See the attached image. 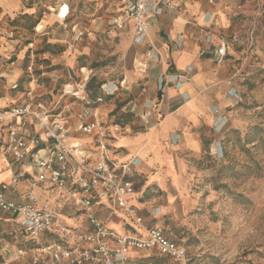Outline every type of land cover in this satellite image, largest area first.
<instances>
[{
	"label": "crops",
	"instance_id": "obj_1",
	"mask_svg": "<svg viewBox=\"0 0 264 264\" xmlns=\"http://www.w3.org/2000/svg\"><path fill=\"white\" fill-rule=\"evenodd\" d=\"M171 1L173 6L165 13L149 19L148 38L141 44L142 48L152 47L158 55L155 59L145 53L134 57V63L141 61L138 68L145 75L142 76L146 90L145 113L133 124L115 126L103 137L98 136L97 131L92 136V133L76 131L81 134L72 135V140L87 151L89 160H95L101 156L97 145V139L100 138L105 144L103 153L116 167L128 165L135 186V193L129 197L128 204L135 207L136 212L143 217V227L158 225L180 231L194 212V185L212 166L223 165L222 159L215 155V142L222 140L230 127L227 107L234 100V88L231 87L234 64L231 58L224 59L232 55L230 39L219 34L228 36L237 30V24L231 20L239 0H225L213 6L199 0ZM62 3L69 6L67 0ZM50 9L54 7L48 0H0V20H13L21 14L22 18L25 16L28 20L26 25H21L31 28L33 32L31 39L26 40L22 48V37H14L15 31L9 24L2 25L0 110H9L30 102L33 109L39 105L45 110H53L51 115L56 118H67L69 125L74 120L78 124L80 111L76 116L65 115L69 111L66 107L69 104L64 105L62 98L44 103L32 98L40 87V75L45 72H35L34 75L29 73L25 69L28 65H24L25 57L34 56L31 51L32 40L38 38V28L41 25L47 27L54 19L52 13H47ZM115 30L130 37L131 24ZM222 44L226 52L220 60L212 54L201 53L206 48L215 49ZM176 74L183 76V82L178 87L169 83L170 78ZM160 77H163L164 82L161 83L162 89L159 88ZM120 83L123 85L125 78ZM67 88L68 85H65L62 97L70 93L77 99L85 98L84 94L80 97L77 95L84 93L83 86L79 90L72 87L68 91ZM82 107L84 105L80 110ZM90 109L92 113L85 121H97L95 109ZM220 113H225L228 121L222 131H217L214 123ZM14 120H0L1 127L5 129V132H0V183H10L16 170V166L11 164V157L6 153L8 127ZM33 128L37 129L36 124ZM41 136L44 138L43 134ZM5 194L12 202L28 194L33 195L39 203L48 202L55 212L58 199L63 204L57 213L67 226L74 227L78 232H82L80 229L91 228L83 214L77 215L80 211L69 206L65 195L49 183L47 173L40 174L33 166H25L24 176L16 184H11ZM102 203V206L94 208V212L106 228L122 235L144 234V229L134 224L123 210L112 206L105 199ZM12 218L18 223L21 233L25 234L19 219ZM27 238L33 244L31 247L36 246L35 241ZM51 238L58 239L57 236ZM64 241L67 245L73 242L71 238ZM12 252L8 246L2 245L0 261L4 258L13 259L11 256L15 255V250ZM27 259L14 260L11 264H26Z\"/></svg>",
	"mask_w": 264,
	"mask_h": 264
},
{
	"label": "rangeland",
	"instance_id": "obj_2",
	"mask_svg": "<svg viewBox=\"0 0 264 264\" xmlns=\"http://www.w3.org/2000/svg\"><path fill=\"white\" fill-rule=\"evenodd\" d=\"M48 1L55 10L47 13L54 19L38 28V38L32 40L34 56L29 53L24 62L32 75L45 72L39 74L34 101L62 98L64 105L69 104L65 115L76 116L83 105L94 108L102 127L100 137L115 126L139 120L146 109L145 75L138 68L141 61L134 63V57L146 54L148 47L133 44L128 34L113 28L114 1L67 0L70 8L64 22L56 16L63 0ZM199 1L213 6L225 0ZM11 20H0V30L9 24L13 36L22 37L23 48L33 36L31 28L21 25H26L27 17L18 14ZM231 21L237 30L228 36L219 34L230 39L232 55L224 59L231 58L234 64V100L227 107L230 127L220 140L223 165L212 166L199 178L191 218L180 231L172 228L184 246L185 264H264V0H239ZM65 85L68 91L83 86L84 93L78 97L84 94L85 98L70 93L62 97ZM76 123L69 125L73 136L81 134L75 131ZM0 132H5L1 123ZM62 204L57 199V212ZM2 245L14 253L17 247L29 249L33 244L12 216L0 212V254ZM134 253L130 264H180L155 251Z\"/></svg>",
	"mask_w": 264,
	"mask_h": 264
},
{
	"label": "built area",
	"instance_id": "obj_3",
	"mask_svg": "<svg viewBox=\"0 0 264 264\" xmlns=\"http://www.w3.org/2000/svg\"><path fill=\"white\" fill-rule=\"evenodd\" d=\"M113 1L111 25L121 28L130 23V38L136 45L148 38L149 19L172 7L171 0ZM56 13L64 22L69 15V6L62 3ZM225 52L223 44L215 49L206 48L201 51L202 54L214 55L217 60ZM157 55L152 47L146 51V56L150 58L155 59ZM182 79L181 74H176L170 78L169 83L178 87ZM162 80L163 77H160V89L163 88ZM52 111L39 105L33 109L30 102L9 110H0V120L15 119L8 127L6 153L11 157V164L16 166L10 183H0V210L19 219L22 231L36 242V246L29 249L17 247L14 258H4L0 264H11L25 257L28 258L26 264H130L135 257L134 252L145 251H155L185 264V249L176 233L158 225L143 227V217L136 212L135 207L128 204L129 197L135 193L128 165L116 167L103 153L105 144L100 138L97 139V145L101 156L89 160L87 151L72 140L67 118H56L51 115ZM91 113L89 107L81 108L78 114L80 122L75 131L102 133L98 121H85ZM227 121V115L220 113L214 129L222 131ZM34 124L37 128L35 130ZM222 151L220 141H216L215 155L218 158L223 156ZM27 165L33 166L40 174L46 172L49 183L65 195L69 206L82 212L91 228L82 232L74 230L51 209L48 202L39 203L33 195L28 194L16 202L8 200L6 190L24 176V167ZM103 199L123 210L134 224L144 229V234L122 235L106 228L94 212L95 207L102 206ZM42 236L47 237L43 242ZM51 236H57L58 239H52ZM68 238L73 240L71 245L64 241Z\"/></svg>",
	"mask_w": 264,
	"mask_h": 264
}]
</instances>
